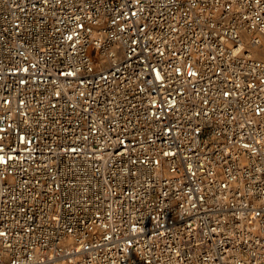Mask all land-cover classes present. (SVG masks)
Here are the masks:
<instances>
[{"label": "built area", "instance_id": "built-area-1", "mask_svg": "<svg viewBox=\"0 0 264 264\" xmlns=\"http://www.w3.org/2000/svg\"><path fill=\"white\" fill-rule=\"evenodd\" d=\"M264 0H0V264H264Z\"/></svg>", "mask_w": 264, "mask_h": 264}, {"label": "bare ground", "instance_id": "bare-ground-1", "mask_svg": "<svg viewBox=\"0 0 264 264\" xmlns=\"http://www.w3.org/2000/svg\"><path fill=\"white\" fill-rule=\"evenodd\" d=\"M261 50H262V52L259 55L262 56V57H264V41H263V45L261 47Z\"/></svg>", "mask_w": 264, "mask_h": 264}]
</instances>
